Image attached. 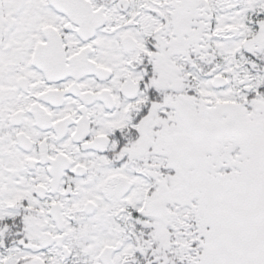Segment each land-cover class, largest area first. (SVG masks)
<instances>
[{
  "label": "snow or ice",
  "instance_id": "snow-or-ice-1",
  "mask_svg": "<svg viewBox=\"0 0 264 264\" xmlns=\"http://www.w3.org/2000/svg\"><path fill=\"white\" fill-rule=\"evenodd\" d=\"M0 264H264V0H0Z\"/></svg>",
  "mask_w": 264,
  "mask_h": 264
}]
</instances>
